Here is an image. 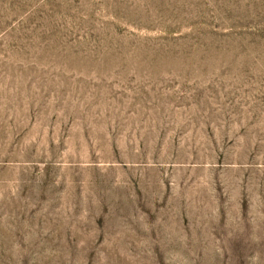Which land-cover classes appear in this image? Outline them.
I'll use <instances>...</instances> for the list:
<instances>
[{
    "label": "rangeland",
    "instance_id": "1",
    "mask_svg": "<svg viewBox=\"0 0 264 264\" xmlns=\"http://www.w3.org/2000/svg\"><path fill=\"white\" fill-rule=\"evenodd\" d=\"M0 264H264V0H0Z\"/></svg>",
    "mask_w": 264,
    "mask_h": 264
}]
</instances>
